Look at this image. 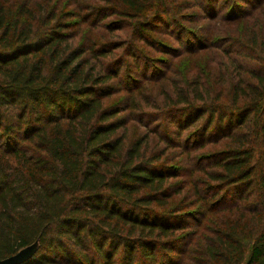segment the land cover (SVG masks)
I'll return each instance as SVG.
<instances>
[{"label":"trees","instance_id":"obj_1","mask_svg":"<svg viewBox=\"0 0 264 264\" xmlns=\"http://www.w3.org/2000/svg\"><path fill=\"white\" fill-rule=\"evenodd\" d=\"M52 1L0 0V261L264 264V0Z\"/></svg>","mask_w":264,"mask_h":264},{"label":"rangeland","instance_id":"obj_2","mask_svg":"<svg viewBox=\"0 0 264 264\" xmlns=\"http://www.w3.org/2000/svg\"><path fill=\"white\" fill-rule=\"evenodd\" d=\"M33 1V0H32ZM40 1V0H39ZM66 2V1H70L71 3H76V6H88V5H96L98 4V1L97 0H60V2ZM59 2V3H60ZM53 5L56 4V0H53L52 1ZM100 4H102L100 2ZM62 5H60L61 7ZM75 6V5H74ZM75 6V7H76ZM226 27V26H225ZM227 30L231 33V35H236L237 34V27L234 25V24H230V25H227ZM171 61H173V65H174V69L171 73V71L169 72V76H170V79L172 78H176V79H181L185 76L186 74V70L188 69L190 72H193V71H196V70H200L202 69L203 67H205L207 64H208V68L211 75H209V78L213 80V78H216L217 75L220 73V72H224V73H229L231 72V62L229 64H226V63H222V64H216L214 59H211L210 56H207L206 58H200V59H195L194 61H192L191 63H182V62H177V59L174 58L172 59ZM229 62V61H227ZM228 81H230V79L228 78ZM171 81H166L164 82V84H160V86H158L160 89H165L169 94H171ZM230 86V84L226 85L225 86V94H229L230 93V90L228 89ZM152 93V92H150ZM134 134H141V132L139 130H134L133 131V135ZM234 221H238V217L237 216H234L232 218ZM37 247H38V244H35L29 248H31L32 250V254H31V257L35 254L36 250H37ZM184 247H187V244H184ZM30 257V258H31Z\"/></svg>","mask_w":264,"mask_h":264},{"label":"water","instance_id":"obj_3","mask_svg":"<svg viewBox=\"0 0 264 264\" xmlns=\"http://www.w3.org/2000/svg\"><path fill=\"white\" fill-rule=\"evenodd\" d=\"M31 254V248H26L10 258L0 261V264H24L30 259Z\"/></svg>","mask_w":264,"mask_h":264}]
</instances>
